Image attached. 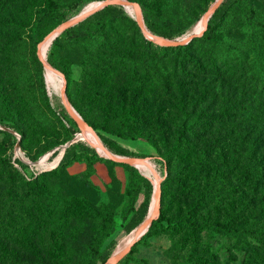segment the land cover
<instances>
[{"label":"rangeland","instance_id":"1","mask_svg":"<svg viewBox=\"0 0 264 264\" xmlns=\"http://www.w3.org/2000/svg\"><path fill=\"white\" fill-rule=\"evenodd\" d=\"M97 1L0 0V264H101L151 210L152 179L84 136L37 54L50 31ZM129 1L149 33L132 6L107 3L46 52L102 143L150 158L160 179L156 217L163 209L166 219L116 264H264V168L254 163L264 154V97L248 77L264 72V0L220 2L209 35L241 51L205 71L189 65L210 56L203 38L177 52L158 36L189 33L214 0ZM253 32L263 40L255 48Z\"/></svg>","mask_w":264,"mask_h":264},{"label":"trees","instance_id":"2","mask_svg":"<svg viewBox=\"0 0 264 264\" xmlns=\"http://www.w3.org/2000/svg\"><path fill=\"white\" fill-rule=\"evenodd\" d=\"M237 7L239 8V10H241V9H243L244 7L245 8H248L247 7V5L246 4H243V5H241L240 3H237ZM244 8V9H245ZM220 10V4L215 8V10L213 11V13L210 15V17L208 18V21H207V24H206V28H205V32H203L200 36H195V37H193L192 39H190L189 41H193V40H195V38H198V39H201V38H203L207 43H208V51H209V55L210 56H207L208 58H206V62H205V64H202L200 61H199V59L198 58H193L192 59V56H191V60H189V65L191 66V68L192 69H194L195 67H197L198 69H202L203 71H205V68H204V66L206 65V66H208V68H210V70H212V68H214L215 67V61L216 60H219V59H225V58H227L228 57V55H230V54H233L232 52H234V51H236V52H240L241 51V49L240 48H236V47H238V46H236L235 44H230V43H228L226 40H224V42H221V44H218V37H214V36H210L209 35V33L210 32H212L214 29H215V25H216V14H217V12ZM249 10H251L252 11V13L254 14V15H256V9L255 8H253V7H251V8H249ZM149 12H147V10H145V12H144V18L147 20L148 19V16H149V14H148ZM194 23V22H193ZM192 23V24H193ZM191 24V25H192ZM263 24L264 23H259V26H263ZM63 31V30H62ZM62 31L57 35V36H55L53 39H52V42H51V44H55L56 43V39H57V37H59L60 35H61V33H62ZM94 30L92 29V28H87L82 34L84 35V36H87V35H90L91 33H94L93 32ZM256 35H254V34ZM252 33V41H253V47L255 48V44H258V43H262L263 42V40L262 39H260L259 38V36L258 35H261V34H259V33H257L256 34V32H253ZM81 34V35H82ZM77 36H79L80 34L79 33H77L76 34ZM188 41V42H189ZM188 42H186V43H183V44H179V45H175V44H166V45H164V47L166 48V49H168V50H172V49H177V48H186V47H188ZM50 44V45H51ZM251 44V45H252ZM179 50L177 49V52H178ZM240 61V60H239ZM240 63L242 64V61H240ZM241 64H240V68H239V70H240V73L239 74H242L243 72H242V70H243V68H241ZM185 68V67H184ZM216 68V67H215ZM214 68V69H215ZM183 69V68H182ZM218 68H216V70H217ZM185 71V70H184ZM242 72V73H241ZM253 75V76H252ZM252 75H249L248 77H249V80H250V83L253 85V88H256V84H257V86L259 87H257L258 88V94H261L260 96H263L264 97V72L262 71V70H258L257 72H255V74H252ZM247 77V78H248ZM246 78V77H245ZM66 79H67V82H68V78H67V75H66ZM184 110H181V112L182 113H184L183 112ZM180 114V113H179ZM82 116L85 118V115L82 113ZM184 120H186V118H184ZM90 124V123H89ZM91 125V124H90ZM179 126L181 127V130L179 131V135H180V137H179V139H178V141H181V142H183L182 141V138H183V136H182V134H185V131L187 130V127H188V125L185 123V122H182L181 124H179ZM190 132H194V130H189ZM124 136V135H123ZM70 140V139H69ZM255 140V139H254ZM254 140L250 143V147H252L253 146V144H254ZM119 153H126L125 152V150H121V151H119ZM135 154V153H134ZM172 154H173V151L172 150H166L165 152H164V157H165V163H167L168 162V164L169 163H171V161H173L174 160V158H172L173 156H172ZM59 155V154H58ZM57 155V156H58ZM56 156V157H57ZM55 157V158H56ZM254 163L257 165V167H259L260 168V170H262V167L264 168V154H261V157L260 158H257L255 161H254ZM57 166V165H56ZM138 170V169H137ZM139 171V170H138ZM137 171V174L139 175V176H141L142 177V175L139 173ZM260 174H262V173H260ZM140 191V185L139 184H134L133 186H132V192H131V201L133 202L135 199H136V196H137V194H138V192ZM215 195H218V194H215ZM147 212V211H146ZM164 219H166L165 218V212H164V210L163 209H159V214H158V216L157 217H155V218H153L152 220H151V223L149 224V226H148V229H147V231L145 232V233H143L141 236H140V238L138 239V240H136V242L135 243H137V242H142V243H145L146 241H147V236L151 233V231H152V228H153V226H154V222H162ZM168 224H174V222H170V221H168ZM214 224H215V226L216 227H218L219 229H224V230H227V231H229L228 229H226L225 228V222L224 221H221V220H216L215 222H214ZM132 230V228H130L129 230H128V232L127 233H129L130 231ZM134 245V244H133ZM106 257H104V258H102L101 260H100V263L101 264H103L105 261H106Z\"/></svg>","mask_w":264,"mask_h":264},{"label":"water","instance_id":"3","mask_svg":"<svg viewBox=\"0 0 264 264\" xmlns=\"http://www.w3.org/2000/svg\"><path fill=\"white\" fill-rule=\"evenodd\" d=\"M222 0H214L210 6L208 7V9L202 14L201 18L203 20V26L201 27L200 30L198 31H192L189 33L184 34L183 36H181L178 39L175 40H171L168 38H165L163 36H158V39L164 43V44H183L188 42L190 39H192L194 36L197 35H201L203 33V31L206 28V24L208 21V18L210 17V15L213 13V11L215 10V8L220 4ZM107 3H120L123 5H129L131 4L133 6L134 9V17L139 25V27L141 28V30L144 33H149V30L147 29L146 25L143 22L142 19V15L138 9V5L135 1H129V0H98L97 3L88 9L85 10H81L79 11L77 14H75L74 16H72L71 18L67 19L66 21L60 23L58 26H56L55 29H53L52 31H50L44 38L46 39L48 36L52 35V39L57 36L62 30H64L66 27L74 24L75 22L83 19L84 17H86L87 15H89L90 13H92L93 11L102 8L105 4ZM42 40V41H43ZM41 41V42H42ZM41 42L38 43L37 45V54L38 57L41 59V61L43 62L44 65L50 66L52 69H54L56 72H58L59 74H61V72L57 69L52 67L43 57L42 53L40 52L41 50ZM62 75V74H61ZM65 84V81H64ZM63 84V85H64ZM61 100L62 103L65 107V109L67 110V112L70 114V116H72V118L77 122V124L81 127V128H91V126L83 120L82 116L79 114V112L74 108V106L69 102V100L67 99L65 92H64V86H61ZM93 130V129H92ZM94 131V130H93ZM95 133V131H94ZM95 135L98 137L97 133H95ZM101 145L105 148L106 152H107V156L109 158H114L117 159L121 162H126L129 163L131 165H133L132 163L134 161H136L138 158H140L141 156H128V155H119L116 156L114 155L113 152H111L100 140V138L98 137ZM19 143V142H17ZM106 155V154H105ZM160 190V179L157 178V181L154 185L153 188V194L156 197V204L154 206V208L150 211V213L147 215L146 219H147V225L144 229H138L136 230L135 234L129 239V241L125 244V246L123 248H121L120 250L116 251V252H111V254L109 255L108 259L103 263V264H116L131 248V246L136 242V240H138L140 238V236L145 233L148 229L149 224L151 223V220L156 217L157 213H158V192ZM109 259H111L109 261ZM109 261V262H108Z\"/></svg>","mask_w":264,"mask_h":264},{"label":"bare ground","instance_id":"4","mask_svg":"<svg viewBox=\"0 0 264 264\" xmlns=\"http://www.w3.org/2000/svg\"><path fill=\"white\" fill-rule=\"evenodd\" d=\"M97 3V2H96ZM96 3H93L92 5H90L88 8H91L93 7ZM126 6H132L131 4L129 5H126ZM133 7V6H132ZM87 8V9H88ZM203 26V20L202 18L192 27V29L190 30V32L192 31H198L201 29V27ZM52 35L48 36L46 39H44L42 42H41V50L40 52L42 53L43 57L45 58L46 60V52L52 42ZM47 61V60H46ZM47 66V65H45ZM46 68H48V75L50 76V78L54 79L57 84L61 87L62 86V79L58 77V75H60L58 72H56L54 69H52L50 66H47ZM58 74H56L54 71ZM61 76V75H60ZM62 77V76H61ZM55 82V83H56ZM84 129V136L89 139L94 145H98L99 147V151L103 152V154H107L105 148L101 145L98 137L95 135L94 131L90 128H82ZM100 138V137H99ZM101 140V139H100ZM19 144V143H18ZM65 149V148H64ZM64 149L59 153V155L55 158V160H53L50 164H48L47 168H44V169H48V168H52L55 163L57 162L58 158L61 157V155L63 154L64 152ZM101 152V154H102ZM112 152V151H111ZM114 153V152H113ZM114 155L116 156H119L120 154H116L114 153ZM122 156V155H121ZM133 166L137 167L141 172H143L144 174H146L147 176H149L152 181L154 182V184L156 183L157 181V178L152 176L151 173L152 171L154 170V162L150 159V158H145V157H140L138 158L136 161H134L133 163ZM155 196V195H154ZM156 204V197H154V200H153V203L151 205V210L154 208ZM150 210V211H151ZM150 213V212H149ZM148 213V214H149ZM147 217V216H146ZM147 225V219L145 218L141 223H139L134 229H132L131 233L123 240V242L121 243V246L118 250H120L121 248H123L125 246V244L129 241V239L135 234L136 230L138 229H144ZM117 250V251H118ZM111 259H109L110 261ZM108 261V262H109Z\"/></svg>","mask_w":264,"mask_h":264}]
</instances>
